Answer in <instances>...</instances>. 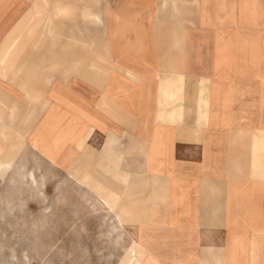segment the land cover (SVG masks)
I'll use <instances>...</instances> for the list:
<instances>
[{
    "label": "crops",
    "instance_id": "obj_1",
    "mask_svg": "<svg viewBox=\"0 0 264 264\" xmlns=\"http://www.w3.org/2000/svg\"><path fill=\"white\" fill-rule=\"evenodd\" d=\"M21 129L119 176L147 264H264V0H0V137Z\"/></svg>",
    "mask_w": 264,
    "mask_h": 264
},
{
    "label": "rangeland",
    "instance_id": "obj_2",
    "mask_svg": "<svg viewBox=\"0 0 264 264\" xmlns=\"http://www.w3.org/2000/svg\"><path fill=\"white\" fill-rule=\"evenodd\" d=\"M39 42L36 52L43 53L45 39ZM28 132L0 137V151L15 155L0 176V264H120L135 241L116 214L124 206L119 176L106 182L86 159L54 169L32 151ZM108 193L116 208L106 203Z\"/></svg>",
    "mask_w": 264,
    "mask_h": 264
},
{
    "label": "bare ground",
    "instance_id": "obj_3",
    "mask_svg": "<svg viewBox=\"0 0 264 264\" xmlns=\"http://www.w3.org/2000/svg\"><path fill=\"white\" fill-rule=\"evenodd\" d=\"M3 108H6V106L4 105ZM16 148L18 149L19 145ZM16 148H15V150H16ZM11 149H13V147H11ZM10 154L11 153L8 151H0V176L1 177H4L6 175V173L13 166V159H14L15 155H14V152L12 155H10ZM30 176L35 181L34 174L31 173ZM113 199H116L115 194L114 195L109 194V196L106 197V203L111 205L112 208H116L115 201ZM117 214L119 217V221L124 222V220H125L124 206H121V209L118 211ZM120 264H147V262L144 260V250L142 249V247L140 246L139 243L134 242L131 245L130 249H128L127 252L125 253V256L121 260Z\"/></svg>",
    "mask_w": 264,
    "mask_h": 264
}]
</instances>
